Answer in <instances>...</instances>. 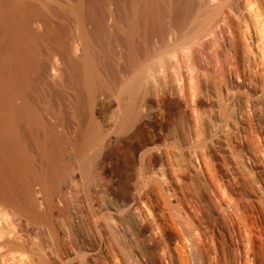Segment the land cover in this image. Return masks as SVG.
<instances>
[{
    "label": "rangeland",
    "instance_id": "1",
    "mask_svg": "<svg viewBox=\"0 0 264 264\" xmlns=\"http://www.w3.org/2000/svg\"><path fill=\"white\" fill-rule=\"evenodd\" d=\"M224 11L183 47L153 45L129 133L108 110L119 91L103 97L90 184L69 150L51 211L34 189L48 220L0 208V264H264V0Z\"/></svg>",
    "mask_w": 264,
    "mask_h": 264
},
{
    "label": "bare ground",
    "instance_id": "2",
    "mask_svg": "<svg viewBox=\"0 0 264 264\" xmlns=\"http://www.w3.org/2000/svg\"><path fill=\"white\" fill-rule=\"evenodd\" d=\"M229 1L0 0L2 212L10 208L16 218L48 220L50 212L40 211L34 189L40 186L51 211L72 168L69 150L90 184L104 141L98 118L103 97L119 91L117 111L112 105L108 110L115 132L129 133L146 97L153 45L160 51L183 47L219 20ZM77 43L80 55L74 52ZM56 57L64 67L60 79L50 82Z\"/></svg>",
    "mask_w": 264,
    "mask_h": 264
}]
</instances>
